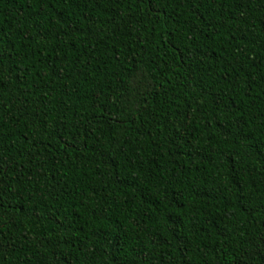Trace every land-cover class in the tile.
Here are the masks:
<instances>
[{
	"label": "trees",
	"instance_id": "trees-1",
	"mask_svg": "<svg viewBox=\"0 0 264 264\" xmlns=\"http://www.w3.org/2000/svg\"><path fill=\"white\" fill-rule=\"evenodd\" d=\"M0 264H264V0H0Z\"/></svg>",
	"mask_w": 264,
	"mask_h": 264
}]
</instances>
